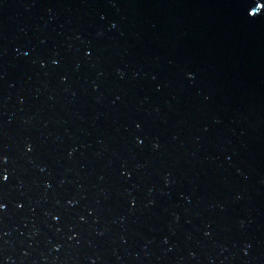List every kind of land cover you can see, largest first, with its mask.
<instances>
[{"label":"water","instance_id":"obj_1","mask_svg":"<svg viewBox=\"0 0 264 264\" xmlns=\"http://www.w3.org/2000/svg\"><path fill=\"white\" fill-rule=\"evenodd\" d=\"M0 264H264V0H0Z\"/></svg>","mask_w":264,"mask_h":264}]
</instances>
